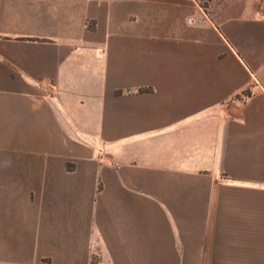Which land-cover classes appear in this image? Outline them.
Segmentation results:
<instances>
[{"label":"crops","instance_id":"1","mask_svg":"<svg viewBox=\"0 0 264 264\" xmlns=\"http://www.w3.org/2000/svg\"><path fill=\"white\" fill-rule=\"evenodd\" d=\"M101 188L108 200L93 197ZM218 188L229 197L209 198L223 209L212 229H184L183 193ZM93 253L264 264L258 0H0V264Z\"/></svg>","mask_w":264,"mask_h":264},{"label":"rangeland","instance_id":"2","mask_svg":"<svg viewBox=\"0 0 264 264\" xmlns=\"http://www.w3.org/2000/svg\"><path fill=\"white\" fill-rule=\"evenodd\" d=\"M233 130H234L233 131V141L230 143V148L235 156L233 161L234 162H243V161L245 162V158L244 159L241 158V156L245 155V141L242 142V137L245 136V128L234 127ZM208 146H209L208 143L202 144L203 148L207 149ZM106 150L107 151L105 154L106 156H109V158L106 160H103L102 164L105 165L106 167L113 166L114 165L113 159H112L113 149H110L109 151L107 147ZM122 154L124 156V159H122V164L118 167H120L125 172H129V169H130L129 162H131L129 144H122ZM199 163H200V167H202L203 169L209 168L211 163L213 165V162L207 158H203L201 161H199ZM132 164H134L133 168L135 169L136 168L135 167V154H134V160ZM99 193H101L100 195L106 200L110 198V195H109L110 192L109 191L103 192L102 188L98 192V194H95V196L93 197L96 198L97 195H99ZM147 193H150V192H147ZM155 193L159 195L164 193L165 196L167 197L166 200L168 199L167 195L169 194V192L160 191V192H155ZM194 193L196 194V197L194 196ZM200 193H201V196L199 198H201V203H199V201L197 200L198 199L197 196L200 195ZM226 193H229V192H226L225 188H218L214 191L202 190L200 192L183 193V196H181V201L178 204H176V207H177V210L180 212L181 222L185 225L184 229L186 230H193V229L210 230L212 229L213 225L215 224L217 214L221 213L219 211L223 209L221 207L210 206L209 205L210 201L208 200L213 194H214V198L216 199H219V195H222V197H229V194L226 195ZM103 260H104L103 255L99 253H93L90 256V264H110L107 262L105 263Z\"/></svg>","mask_w":264,"mask_h":264},{"label":"built area","instance_id":"3","mask_svg":"<svg viewBox=\"0 0 264 264\" xmlns=\"http://www.w3.org/2000/svg\"><path fill=\"white\" fill-rule=\"evenodd\" d=\"M259 1V3L263 6V8H264V0H258Z\"/></svg>","mask_w":264,"mask_h":264}]
</instances>
